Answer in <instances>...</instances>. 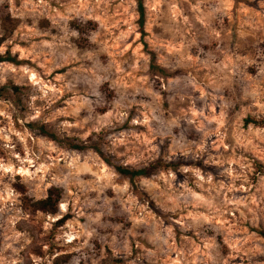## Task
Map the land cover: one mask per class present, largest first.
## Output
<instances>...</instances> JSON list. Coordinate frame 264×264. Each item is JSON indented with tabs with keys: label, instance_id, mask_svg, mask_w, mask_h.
I'll return each instance as SVG.
<instances>
[{
	"label": "rangeland",
	"instance_id": "1",
	"mask_svg": "<svg viewBox=\"0 0 264 264\" xmlns=\"http://www.w3.org/2000/svg\"><path fill=\"white\" fill-rule=\"evenodd\" d=\"M145 10L0 0V264H264V0Z\"/></svg>",
	"mask_w": 264,
	"mask_h": 264
},
{
	"label": "trees",
	"instance_id": "2",
	"mask_svg": "<svg viewBox=\"0 0 264 264\" xmlns=\"http://www.w3.org/2000/svg\"><path fill=\"white\" fill-rule=\"evenodd\" d=\"M136 1H137L138 12H139V24H140L141 30L144 31L145 24H146L145 0H136ZM2 43L3 41L0 39V46L2 45ZM13 88L15 89L14 91L18 90L17 87H13ZM246 124L247 125H250V124L264 125V120L259 121L253 118H247ZM42 131L43 133H48L45 129H42ZM72 147L76 149H84L89 146H81L78 144H72ZM93 148L104 159L106 163H108L110 166L115 167L118 173L132 180L137 177H150L154 174L155 171H157L160 168V164L158 162H154L148 166L137 168V169L120 166V165L115 164L111 158L106 156V154L102 151V149L99 146H93ZM255 167L259 175H264V165L263 164L256 163ZM61 199H62V194L60 190L57 188H52L50 189L49 194L46 198L35 202L34 207L36 210H40L48 214L56 215L60 212L59 204H60ZM64 219L65 218L59 220V222L64 223Z\"/></svg>",
	"mask_w": 264,
	"mask_h": 264
}]
</instances>
